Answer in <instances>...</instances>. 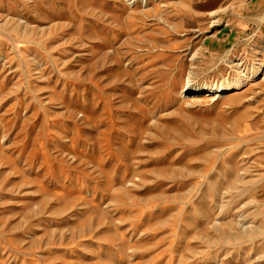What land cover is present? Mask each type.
<instances>
[{
	"label": "rangeland",
	"instance_id": "rangeland-1",
	"mask_svg": "<svg viewBox=\"0 0 264 264\" xmlns=\"http://www.w3.org/2000/svg\"><path fill=\"white\" fill-rule=\"evenodd\" d=\"M238 61L264 0H0V264H264V78L190 92Z\"/></svg>",
	"mask_w": 264,
	"mask_h": 264
},
{
	"label": "bare ground",
	"instance_id": "bare-ground-1",
	"mask_svg": "<svg viewBox=\"0 0 264 264\" xmlns=\"http://www.w3.org/2000/svg\"><path fill=\"white\" fill-rule=\"evenodd\" d=\"M237 66L240 68L242 77H236L233 80H229L225 83L204 85V86H195L192 87L190 92H209L216 94H236L239 90L245 87L248 84H254L253 82L259 77L264 78V71L261 68H248L245 65H242V62L237 63ZM263 74V75H262ZM191 75L186 77V88H190Z\"/></svg>",
	"mask_w": 264,
	"mask_h": 264
}]
</instances>
